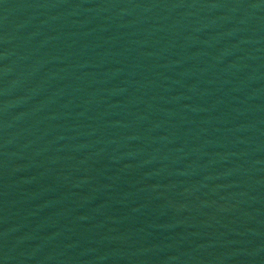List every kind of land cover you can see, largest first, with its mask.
<instances>
[{
    "label": "water",
    "instance_id": "95a60500",
    "mask_svg": "<svg viewBox=\"0 0 264 264\" xmlns=\"http://www.w3.org/2000/svg\"><path fill=\"white\" fill-rule=\"evenodd\" d=\"M0 264H264V0H0Z\"/></svg>",
    "mask_w": 264,
    "mask_h": 264
}]
</instances>
